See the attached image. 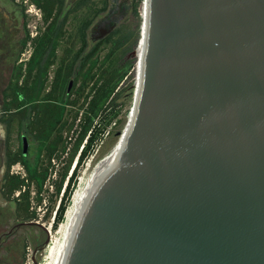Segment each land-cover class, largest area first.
Returning a JSON list of instances; mask_svg holds the SVG:
<instances>
[{"label": "water", "instance_id": "95a60500", "mask_svg": "<svg viewBox=\"0 0 264 264\" xmlns=\"http://www.w3.org/2000/svg\"><path fill=\"white\" fill-rule=\"evenodd\" d=\"M140 27L59 264H264V0H145Z\"/></svg>", "mask_w": 264, "mask_h": 264}, {"label": "rangeland", "instance_id": "374dc122", "mask_svg": "<svg viewBox=\"0 0 264 264\" xmlns=\"http://www.w3.org/2000/svg\"><path fill=\"white\" fill-rule=\"evenodd\" d=\"M62 0V10L57 11L54 3L50 20H43V13L31 0H0V130L2 141L0 156L4 145L11 152L20 151V136L26 143V153L22 163L14 164L8 174L17 177L23 183L18 196L15 192L8 203L0 198V210H4L1 218V232L5 233L15 225L23 223L22 228L14 231L1 246L0 264H34L41 260V247L45 240V232L36 225H25L34 222L53 233L50 228L51 216L58 202L60 192L66 181L84 139L79 143V132L83 123L85 104L91 95L94 84L108 81V89L112 94L98 108L95 117L96 130L104 127L90 152L81 162L76 179L90 165L101 145L107 138L120 115L132 108V100L139 76V60L141 57L140 32L145 15L144 0ZM39 2H41L39 0ZM81 3V4H79ZM89 22V28L105 30L86 32L84 54L77 58L81 48L79 30L83 22ZM106 21V22H105ZM53 22L54 28L47 30ZM107 23V24H105ZM50 37L52 50H48L29 64L35 46L43 35ZM125 38V39H124ZM3 44L5 45H1ZM48 45V44H47ZM10 48V50L8 49ZM94 47V48H93ZM135 49V58L132 53ZM4 51H10L5 56ZM84 57V58H83ZM78 60V61H77ZM59 72V78L56 74ZM70 83L69 92L62 96ZM134 84V85H133ZM11 90L8 92L7 88ZM30 89L29 100L22 97V104H35L37 110L26 113L27 120L15 115L8 124L3 121L11 107L4 110L2 102L10 103L9 93H17L18 88ZM133 92V94H132ZM53 96V102L61 106L58 118H45L41 115L40 106L47 95ZM70 102H77L70 105ZM28 103V104H27ZM9 112V113H8ZM23 115V110L18 112ZM38 120L45 123L40 130L28 121ZM59 119L58 121H56ZM4 123V124H3ZM47 150H53L48 157ZM26 169L40 174L44 170V178L33 176L27 179ZM0 170V182L3 175ZM60 192L55 196V187L60 183ZM76 185L72 189L71 197ZM28 190V198H20L19 194ZM27 205V214L33 219L23 221L15 215V206ZM67 210V208H66ZM66 212V211H65ZM65 215V214H64ZM24 216V214H23ZM61 223V222H60ZM59 223V225H60ZM58 225V226H59ZM19 228V227H18ZM57 229V228H56Z\"/></svg>", "mask_w": 264, "mask_h": 264}, {"label": "trees", "instance_id": "16d2710c", "mask_svg": "<svg viewBox=\"0 0 264 264\" xmlns=\"http://www.w3.org/2000/svg\"><path fill=\"white\" fill-rule=\"evenodd\" d=\"M31 1L34 2L36 7H38L40 9V11L43 13V20L44 21L50 20L51 15H52V11H53L54 3L57 5V11L56 12L60 13V11L62 10V0H40L41 2H39V0H31ZM80 2H82V0ZM79 4H81V3H79ZM51 27L54 28L53 22H51L50 25L47 26V30H50ZM88 27H89V22H87V21L83 22L81 27H80L79 36H80L81 48L76 55L77 58H80V56L83 55L84 51L86 50L85 36H86V30L88 29ZM50 41H51L50 37L45 35V34L39 39V43L37 46H35V49L32 53L29 64L34 61L37 54H38L37 57L41 56V59H42V57L44 56V54L48 50H50V51L52 50V47L50 45ZM58 78H59V72L56 74L55 81ZM68 84H69V82H68ZM10 90H11V88H10V86H8L7 91L9 92ZM16 92L17 93H13V94L9 93L10 103H4L3 108H4V110H7L9 107H13V108L17 109V112H20L18 108H22L20 110H23V120H27L26 113L30 110H32V111L37 110L38 111V106H36L35 104H31V105L27 106L25 103H23V106H21L22 101L20 102L18 100L19 98L23 97L25 99V101H28L30 89L25 88V87L18 88V91H16ZM68 92H69L68 89H64L62 96H66V94ZM50 94L51 93H49V95H47L45 97V99L43 100L44 102L40 106L41 115L44 116L45 118H48V119H51L52 117L56 119L61 114V106L58 105L57 103L53 102L52 99H54V98ZM111 94H112V90L108 89V81H105L99 85L94 84L92 89H91V95L85 104V112L83 113V123H82L81 129H80V132H79V143L82 141V139H84V144L82 145V148L78 154L75 166L72 169L70 176L66 179L65 186L62 190V194H61L60 198L58 199V204L56 205L55 210L53 211L54 216H53L52 223L50 224V228L53 231L58 227L59 223L62 222V220L64 218V214H65V211L67 208V203L71 197L72 189L76 185L77 173H78V169H79L81 162L87 156V154L90 152L94 143L97 141L98 137L101 136L102 135L101 133L104 131V129H103L104 127L100 128L99 130H96V128H95L96 123H95L94 119L97 115L98 108ZM17 102H20V103L16 104ZM68 104L75 105V104H77V102L76 103L70 102ZM58 120L59 119H57L56 121H58ZM32 123L35 124L36 126L40 127L39 128L40 130H42L45 127V123L42 124V122H39L36 119L34 121H31V122L28 121L27 125L30 126V125H32ZM46 151L48 153V155H47L48 157L53 152V150H47V149H46ZM24 156H25V154H23V157ZM6 158H7V161L5 164V170H4V174H3V184L1 186V189H2V194L8 198L14 192L21 189L23 187V183L25 181V180H23V182H22L17 177L9 175L8 171H9L10 166L13 164H16V163H22L23 166H25V165L23 163V158L21 157L20 151H17V153H15V154H7ZM25 168H26V166H25ZM44 172L45 171L42 170V172L40 174L36 173L35 171H33V173H31L28 169H26L27 179L32 180L33 176L35 175V176L40 178V182H41L44 178V175H45ZM63 179H64V176L61 177L60 183L55 187V196H57L60 192L61 182L63 181ZM19 196H20V198L22 197L23 199H27L28 198V190H23V192L20 193ZM18 206L21 207V209H23L22 214H24L23 217H24V219H26L25 221H29V220L33 219V217H32L33 215L27 214V205L25 207L23 205H18Z\"/></svg>", "mask_w": 264, "mask_h": 264}, {"label": "bare ground", "instance_id": "6f19581e", "mask_svg": "<svg viewBox=\"0 0 264 264\" xmlns=\"http://www.w3.org/2000/svg\"><path fill=\"white\" fill-rule=\"evenodd\" d=\"M145 1V0H144ZM142 48V47H141ZM141 53V51H140ZM137 88V85H136ZM136 91V89H135ZM135 95V93H134ZM89 166V165H88ZM87 166V168H88ZM86 168V169H87ZM86 169L83 171L81 176L78 178V182L75 188V191L72 195V198L67 206V210L65 212L64 218L60 225L53 231V233L49 232V240L44 247L41 255V260L39 261V264H59L60 258H61V251H62V239L65 233V229L68 223V219L70 216V212L73 206V202L75 199V195L78 189V185L80 182L81 177L85 173Z\"/></svg>", "mask_w": 264, "mask_h": 264}, {"label": "crops", "instance_id": "0c3cea01", "mask_svg": "<svg viewBox=\"0 0 264 264\" xmlns=\"http://www.w3.org/2000/svg\"><path fill=\"white\" fill-rule=\"evenodd\" d=\"M22 98H19L18 100L21 102L22 100H21ZM20 102H17L16 104H19ZM3 104L5 103V102H2ZM6 103H8V102H6ZM22 103V102H21ZM2 104V105H3ZM21 106H23V104L21 105ZM12 108V110H14V112H12V113H9V116H7V119L5 120V121H3L5 124H8L9 122H11L12 120H13V118L15 117V115H17L18 114V117H23V115L21 114V113H18L17 112V109H15V108H13V107H11ZM19 109V111H22V110H20V109H22V108H18ZM3 123V124H4ZM0 128H1V126H0ZM3 133H4V131H3ZM2 131L0 130V150H1V146H3V144H4V142L2 141ZM4 139V138H3ZM1 153V152H0ZM15 153H17V152H11V151H9V150H6V147H5V145H4V148H3V150H2V157L0 156V160H2V158H3V160H5V163H6V161H7V154H15ZM1 155V154H0ZM3 166H2V164L0 163V170H1V168H2ZM3 169H4V167H3ZM4 172V171H3ZM4 174V173H3ZM2 184H3V175H2V177H1V182H0V198L3 200V201H5L6 203H8V199H9V197L7 198V197H5V195H3L2 194V189H1V186H2ZM16 193V192H15ZM23 208V207H22ZM22 210L23 209H21V207H19V206H15V209H14V211H15V215H17V217L18 218H23V214H22ZM3 213H4V210H0V216L2 217V215H3ZM21 221H23V219L21 220ZM2 222H4L3 220H0V225H1V223ZM21 226H23V223H21V224H18V225H16V229L15 230H12L11 231V233H13L14 231H17V230H19L20 228H22ZM19 227V228H18ZM0 228H1V226H0Z\"/></svg>", "mask_w": 264, "mask_h": 264}, {"label": "flooded vegetation", "instance_id": "af4514ba", "mask_svg": "<svg viewBox=\"0 0 264 264\" xmlns=\"http://www.w3.org/2000/svg\"><path fill=\"white\" fill-rule=\"evenodd\" d=\"M106 22V21H105ZM105 24H107V23H105ZM89 30V32L91 33V32H93V31H98V32H100V35H102V33H104V31L105 30H99V29H95V28H92V29H90L89 27H88V29L86 30V32ZM2 46L3 45H5V44H3V42H2V44H1ZM6 46V45H5ZM7 47V46H6ZM1 49V48H0ZM8 49L10 50V48L8 47ZM11 51V50H10ZM10 51H4V53H5V56L7 55V56H10L11 55V53H9ZM21 138H23V135L22 136H20V144H21ZM20 153H21V157L23 158V152H22V145H21V148H20ZM1 159V158H0ZM0 163L2 164V166L4 167V170H5V160H3V158H2V160H0ZM16 164H18V163H16ZM14 165V164H13ZM12 166V165H11ZM10 166V167H11ZM0 220H3V221H5L3 218H1L0 217ZM17 227H16V225H15V227H13L12 228V230H15ZM11 229H9L8 231H6L5 233H2L1 232V228H0V249H1V246H2V244H5L6 243V240L7 239H9V236L11 235V231H12ZM1 256H4L2 253H1V251H0V257Z\"/></svg>", "mask_w": 264, "mask_h": 264}, {"label": "built area", "instance_id": "2783aa9c", "mask_svg": "<svg viewBox=\"0 0 264 264\" xmlns=\"http://www.w3.org/2000/svg\"><path fill=\"white\" fill-rule=\"evenodd\" d=\"M81 148H82V145H81V147H80V150H81ZM80 150H79V152H80ZM79 152H78V154H79ZM78 154H77V157H78ZM77 157H76V160H77ZM76 160H75V162L73 163V165H72V167H71V169H70V172H69V174H68V177L70 176L71 171H72V169H73L74 166H75ZM68 177H66V179H67ZM65 182H66V181H65ZM64 186H65V183H64V185H63V188H64ZM63 188H62V190H63ZM62 190H61V192H60L59 198H60V196H61V194H62ZM15 196H18V192L15 193ZM59 198H58V199H59ZM57 204H58V202H57ZM53 216H54V213H53L52 216H51V223H52V220H53ZM51 223H50V224H51Z\"/></svg>", "mask_w": 264, "mask_h": 264}]
</instances>
